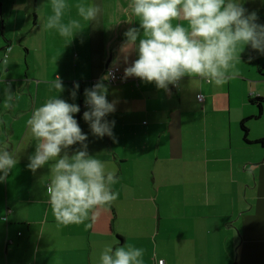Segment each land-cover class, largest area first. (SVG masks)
<instances>
[{
    "label": "crops",
    "instance_id": "crops-1",
    "mask_svg": "<svg viewBox=\"0 0 264 264\" xmlns=\"http://www.w3.org/2000/svg\"><path fill=\"white\" fill-rule=\"evenodd\" d=\"M66 2L64 22L80 19L76 4L102 7L70 43L43 28L50 0H0V147L18 161L0 182V264H99L105 247L126 243L145 250L144 264H264V55L246 47L222 86L185 77L166 92L139 78L106 79L114 138L95 137L82 118L84 90L108 68L123 76V34L139 25L127 21L129 0ZM242 4L264 24V0ZM56 76L60 93L50 88ZM8 88L14 109L4 108ZM57 96L80 106L87 151L119 178L113 205L68 226H57L44 195L48 166L35 174L26 167L35 151L26 121Z\"/></svg>",
    "mask_w": 264,
    "mask_h": 264
},
{
    "label": "clouds",
    "instance_id": "clouds-1",
    "mask_svg": "<svg viewBox=\"0 0 264 264\" xmlns=\"http://www.w3.org/2000/svg\"><path fill=\"white\" fill-rule=\"evenodd\" d=\"M50 3L52 12L43 28L55 31L68 43L85 28L81 21L88 26L102 13L101 5L76 4L80 19L64 22L65 11L71 6L66 0ZM128 9L127 21H138L139 26L123 34L125 40L119 51L127 66L122 80L139 78L166 92L170 85L179 87L185 77L222 86L237 74L236 65L246 47L264 55V24L257 23V14L247 12L242 0H129ZM132 54L136 58L129 63ZM112 76L114 73L109 71L84 90L87 110L82 118L92 135L99 138L113 137L115 121H109L107 116L116 107L107 99L108 89L103 83ZM50 88L59 93L64 90L59 76L50 82ZM78 89L79 84H74L70 93L73 99ZM4 95V108L14 109L13 102L18 97L9 88ZM79 112L78 104L51 97L34 108L26 121L27 131L35 141V151L28 157L26 167L35 174L48 166V179L41 186L57 226L95 220L98 210L110 207L119 196L113 190L119 182L116 169L109 170L87 151V134L74 115ZM77 144L80 147L70 152ZM17 163L7 145L0 147V182L8 179ZM144 253V249L127 243L115 249L107 246L99 264H144Z\"/></svg>",
    "mask_w": 264,
    "mask_h": 264
},
{
    "label": "built area",
    "instance_id": "built-area-1",
    "mask_svg": "<svg viewBox=\"0 0 264 264\" xmlns=\"http://www.w3.org/2000/svg\"><path fill=\"white\" fill-rule=\"evenodd\" d=\"M9 49V48H8ZM7 49V50H8ZM7 56V55H6ZM6 60V59H4ZM109 71H111L112 73H114V76L110 77L109 79H107L108 82L110 83H117V82H121V81H125V80H122L121 77H122V74L119 72V68L118 67H112V68H108L106 73H108ZM95 84V82L92 83V86ZM176 87L174 86H169V89L170 90H173L175 89ZM197 98L199 101H202L204 100V96L203 94H198L197 95ZM12 210L10 208H8L6 214H9ZM4 219H7V215L4 216ZM160 264H163L161 261H160Z\"/></svg>",
    "mask_w": 264,
    "mask_h": 264
},
{
    "label": "trees",
    "instance_id": "trees-1",
    "mask_svg": "<svg viewBox=\"0 0 264 264\" xmlns=\"http://www.w3.org/2000/svg\"><path fill=\"white\" fill-rule=\"evenodd\" d=\"M254 101H256L258 103V106H259V113L256 116V117H259L261 115V112H262V101H263V98L256 97L254 99ZM246 121H247V119H245V120L242 121V129L244 130L245 134L248 132V127L246 125Z\"/></svg>",
    "mask_w": 264,
    "mask_h": 264
}]
</instances>
